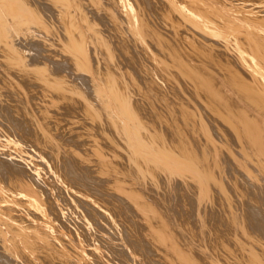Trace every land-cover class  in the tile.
Returning a JSON list of instances; mask_svg holds the SVG:
<instances>
[{"label": "bare ground", "instance_id": "bare-ground-1", "mask_svg": "<svg viewBox=\"0 0 264 264\" xmlns=\"http://www.w3.org/2000/svg\"><path fill=\"white\" fill-rule=\"evenodd\" d=\"M0 264H264V0H0Z\"/></svg>", "mask_w": 264, "mask_h": 264}]
</instances>
